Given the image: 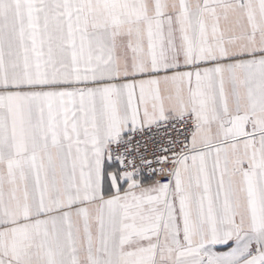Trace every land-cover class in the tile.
Returning a JSON list of instances; mask_svg holds the SVG:
<instances>
[{
  "label": "crops",
  "instance_id": "crops-1",
  "mask_svg": "<svg viewBox=\"0 0 264 264\" xmlns=\"http://www.w3.org/2000/svg\"><path fill=\"white\" fill-rule=\"evenodd\" d=\"M186 114L169 184L111 163ZM0 264H264V0H0Z\"/></svg>",
  "mask_w": 264,
  "mask_h": 264
},
{
  "label": "built area",
  "instance_id": "built-area-1",
  "mask_svg": "<svg viewBox=\"0 0 264 264\" xmlns=\"http://www.w3.org/2000/svg\"><path fill=\"white\" fill-rule=\"evenodd\" d=\"M196 125L195 117L186 114L135 129L108 144V157L122 175L169 184L177 164L191 152L190 139Z\"/></svg>",
  "mask_w": 264,
  "mask_h": 264
}]
</instances>
